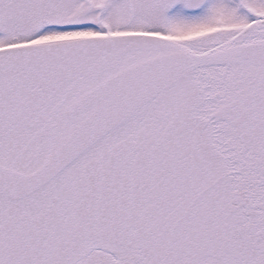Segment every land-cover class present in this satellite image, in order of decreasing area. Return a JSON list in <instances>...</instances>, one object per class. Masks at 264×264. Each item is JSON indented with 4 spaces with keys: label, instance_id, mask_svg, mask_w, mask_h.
<instances>
[{
    "label": "snow or ice",
    "instance_id": "1",
    "mask_svg": "<svg viewBox=\"0 0 264 264\" xmlns=\"http://www.w3.org/2000/svg\"><path fill=\"white\" fill-rule=\"evenodd\" d=\"M0 264H264V0H0Z\"/></svg>",
    "mask_w": 264,
    "mask_h": 264
}]
</instances>
